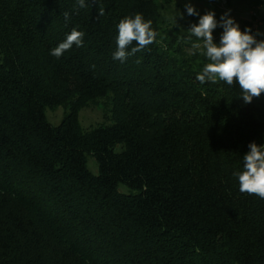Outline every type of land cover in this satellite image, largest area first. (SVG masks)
<instances>
[{
	"label": "trees",
	"instance_id": "obj_1",
	"mask_svg": "<svg viewBox=\"0 0 264 264\" xmlns=\"http://www.w3.org/2000/svg\"><path fill=\"white\" fill-rule=\"evenodd\" d=\"M86 5L0 0V264H264V199L233 175L264 145V94L201 84L210 61L167 35L156 0ZM137 13L156 41L113 60L116 25ZM74 27L83 45L50 55ZM108 95L114 124L84 130L79 110Z\"/></svg>",
	"mask_w": 264,
	"mask_h": 264
},
{
	"label": "clouds",
	"instance_id": "obj_2",
	"mask_svg": "<svg viewBox=\"0 0 264 264\" xmlns=\"http://www.w3.org/2000/svg\"><path fill=\"white\" fill-rule=\"evenodd\" d=\"M77 4L79 8L87 6L86 0H77ZM185 7L189 16H199L198 23L192 24L187 30L189 41L192 37L199 41L192 43L191 47L193 50H200V53L210 61L197 73L196 79L201 84L205 82L215 84L220 81L228 86L238 84L246 104L264 94V39L256 38L257 35L264 33L253 34L251 28L242 31L240 25L230 17L229 12L222 14L218 22L214 11L199 15L191 3ZM99 15H104V9L99 10ZM63 16L65 21L71 18L67 11L63 12ZM178 16L183 18L179 12L167 17L174 27L178 26L176 19ZM217 27L223 29L218 44L214 42L213 36ZM116 29L117 47L113 53V60L120 62L152 45L159 35L153 30L152 21H146L140 13L124 17L116 25ZM84 36V32L72 28L66 38L51 49L50 55L60 58L73 45L81 47ZM133 42L135 47L132 46ZM129 48L131 52L128 51ZM248 148L249 151L243 155V170L234 172L233 175L238 178L241 193L264 199V145L251 142Z\"/></svg>",
	"mask_w": 264,
	"mask_h": 264
},
{
	"label": "rangeland",
	"instance_id": "obj_3",
	"mask_svg": "<svg viewBox=\"0 0 264 264\" xmlns=\"http://www.w3.org/2000/svg\"><path fill=\"white\" fill-rule=\"evenodd\" d=\"M156 2L161 8V11H169L167 16L175 15L176 12L183 15L182 19L179 16L176 18L177 27H174L172 23L170 24L169 33L167 35H171L173 32L174 35H172L171 39L176 37V35H179L181 32L187 33L188 28L199 21V16H189L187 14L185 5L188 3L192 4L199 15H203L208 11H214L216 20L219 22L221 15L225 12H229L230 17L240 25L241 29L247 24H250L253 34H256L257 32L264 33V0H156ZM222 31L223 29L221 27H217L213 32V34H216L214 42L217 44L219 43ZM187 37L182 38L183 43L188 45L186 46L188 48V57H197V55L203 56L200 53V50H193L191 47L192 43H195L196 38L192 37L191 41L193 42L190 43ZM257 38L259 40L264 39V35H257ZM114 107L115 104L112 95L87 103L85 107L79 110L80 125L86 131H91L98 127L113 125ZM71 109L72 105L47 109V119L50 124L57 127L62 123L63 119ZM88 168L94 175L99 174L98 164L93 157L88 158Z\"/></svg>",
	"mask_w": 264,
	"mask_h": 264
}]
</instances>
